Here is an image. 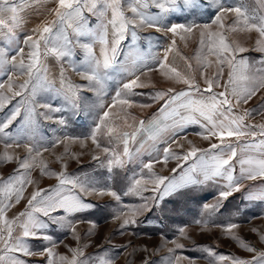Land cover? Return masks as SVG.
<instances>
[{
	"label": "snow or ice",
	"instance_id": "1",
	"mask_svg": "<svg viewBox=\"0 0 264 264\" xmlns=\"http://www.w3.org/2000/svg\"><path fill=\"white\" fill-rule=\"evenodd\" d=\"M255 3L256 7H250L247 0H55V7L48 13L50 18L21 41L18 32L23 27V12L31 0H0V143L4 149L0 163L17 165L12 175L0 177V264H29L25 257L34 255L46 256L47 264H97V260L99 264H112L111 257L86 256L87 244L70 248V256L54 251L55 242L48 233L50 227L67 229L79 242L75 223L69 217L96 207L85 198L107 195L120 205L121 195L111 186H99L92 177L68 174L66 163H62L60 172H55L48 169L43 159L38 160L49 150L42 143L44 137L38 135L40 118L64 127L68 124L66 117H53L49 114L52 112L70 110L74 116L81 112L95 115L88 137L65 134L63 139L53 140L52 147L66 140L83 142L90 138L102 153L94 154L92 159L106 169L109 179L116 169L125 168L127 163H139V171L129 178V186L123 194L137 196L144 203L129 209L131 217L123 208H117L115 218L125 217L122 229L136 224L135 216L152 212L165 197L186 188L208 183L218 185L217 203L204 205L211 215L219 211L222 201L241 192L246 187L245 181H264V123L246 122L255 115H264V100L258 108H241L264 91V56L250 61L243 55L250 49L238 39H229L240 34L251 39L254 32L256 38L251 50L264 53V0H255ZM213 6L216 10L210 22L195 19L191 23L173 22L172 17L177 13L196 17ZM229 16L232 17L230 24L225 22ZM146 29L160 35H141ZM197 35V68L191 74L178 71L171 65L169 53L173 52L177 39L186 43ZM164 39L170 41L169 46L163 49L162 56L154 54L153 43L159 44ZM141 41L146 42V48L140 47ZM77 50L82 54L78 61L74 60ZM49 58L61 65L59 89H54L46 79ZM185 60L192 69L191 61L187 57ZM65 64L86 83L74 84L64 76ZM213 64L215 71L208 75L206 69ZM197 70L204 87L196 78ZM153 71L185 87L182 90L169 87L152 94L153 103L162 102L160 107L148 121H137L125 109L137 104L132 97L143 93L136 90L148 87L141 77ZM116 75L122 82L112 95L111 103H106L108 82ZM14 76H26V79L18 83ZM85 90L92 92L96 99L82 106L80 93ZM52 91L57 96L62 95L67 109L38 99ZM139 106L151 107L150 104ZM15 125H19L21 131L13 135L10 129ZM189 125L199 126L201 131L196 135L209 142L207 147H199L186 136L181 137ZM102 137L107 138V146L101 143ZM181 138L188 144L186 150L184 144L179 143ZM158 139H163L166 145L162 154L159 150L155 154L145 153V141ZM21 145L27 150L24 158L9 153V149ZM134 145L138 146L132 147ZM173 145L183 151H174ZM144 154L150 157L147 162L142 159ZM72 158H76L74 154ZM170 159L177 161V167L171 169L173 175L163 176L154 171L155 163L166 165ZM188 161L191 163L185 169L182 162ZM37 166L41 175L54 176L57 184L49 188L36 187L27 198L24 211L9 216L8 212L25 199L27 186L38 184L31 178V170ZM146 192L153 195L145 196ZM244 199L264 201V191L258 194L249 191ZM214 226L222 228L254 255L245 259L218 254L204 247L210 264H264V251H258L234 234L238 224ZM179 231L185 235L183 227ZM259 239L264 243V233L259 234ZM34 240L45 243L36 249L30 243ZM173 243L174 247L168 249L169 257L165 258L167 264H182L184 260L194 264L189 257L176 254L184 245ZM144 264L151 262L146 258Z\"/></svg>",
	"mask_w": 264,
	"mask_h": 264
},
{
	"label": "rangeland",
	"instance_id": "2",
	"mask_svg": "<svg viewBox=\"0 0 264 264\" xmlns=\"http://www.w3.org/2000/svg\"><path fill=\"white\" fill-rule=\"evenodd\" d=\"M224 2V0H221ZM250 7H256L255 0H247ZM55 7V0H31L29 7H26L23 12V27L19 30L18 35L23 40L25 35L31 34L32 29L37 27L46 18H50L48 13L50 9ZM215 6L209 7L204 13L192 17L187 14L177 13L172 17L173 22L179 23H191L193 19L197 22H210V18L215 12ZM232 17L229 16L226 23L230 24ZM141 35L159 36V33H155L152 29H146ZM256 34L251 33V39H248L245 34L229 36V39H238L243 46L250 50L244 53L250 61H257L264 53L251 50L254 48V40ZM170 41L168 39L162 40L159 44L153 43L152 52L154 54L163 55V49L169 46ZM128 44V41H125ZM146 42L141 41L140 47L146 48ZM199 50L198 35L196 38L189 39L186 43L177 39V44L173 52L169 53V61L171 65L175 66L178 71L191 74L194 69L197 68L195 56ZM96 52L99 54V45L96 46ZM185 57L191 61L193 68L189 69ZM82 58V54L77 50V55L74 60L78 61ZM210 60H214V57H209ZM27 62V60H26ZM64 76L70 78L74 84L86 83L81 78L68 68L67 64L64 65ZM207 74L211 75L215 71V65L206 69ZM197 80L200 82L201 87H204L203 80L199 75V71H195ZM17 82H23L26 76L13 77ZM61 65L54 58H49L47 61V76L46 79L52 83L54 89H59L61 86ZM141 79L148 84V87L143 89H137V92L143 93V95H136L132 97L137 104L131 109H125L130 113L131 117H134L137 121H148L153 117V114L157 112L160 107V103H153L151 95L157 91H166L169 87H174L177 90H182L185 86L183 84L175 83L174 81L166 79L160 74L159 71H153L148 73L147 76H142ZM121 77L119 75L114 76L112 80L108 82V94L105 96V102L111 103V97L114 95L115 90L121 83ZM219 91V89H216ZM82 100L81 105L91 103L96 99L92 92L81 91ZM42 102L51 103L54 107L61 106L65 109L68 105L63 100L62 95L57 96L55 91L43 93L38 97ZM262 100H264V91H261L254 97L247 105H241V108H258ZM140 104H150L151 107H140ZM53 117L64 116L68 119L66 127L54 123L51 120H45L40 118V126L38 135L43 136V144L49 148L48 151L42 153L39 159H43L50 171L60 172L62 170V163L67 164V173L73 176H89L98 182L99 186H111L121 195V204L117 205V202L110 196H88L86 202L94 204L96 207L86 210L84 212L73 214L69 217L76 226V231L80 236V241L75 240L70 231L62 229L58 226H52L48 229V233L52 236L55 242L54 251L58 254L71 255L70 248H76L87 244L88 247L84 249L86 256L91 257H111L112 264H144V260L147 258L151 264H167L166 257H169V248L174 247L173 242L183 244V249H177V255H183L189 257L194 261V264H210L207 253L203 251L204 247L213 249L218 254H231L239 256L245 259H251L254 253L246 251L239 245L238 240L232 239L226 235L222 228L215 227V225H226L228 223H236L239 227L234 231V234L240 239L254 246L258 251H264V243H261L259 234L264 233V201L254 200L247 201L244 199L245 195L251 191L255 194L264 191V181L257 179L256 181H245V188L239 193H234L233 196L227 200L221 202L219 211L212 213L211 215L204 209L205 204H216L218 200V192L220 188L217 184L208 183L203 186L194 188H186L180 192L174 193L168 197H165L164 201L155 208L152 212H144L135 216L136 224L129 225L122 229L121 224L124 216L119 219L115 218L117 208H123L124 212L131 217L129 209L136 208L144 203L137 196L127 195L123 193L129 186V178L134 172L139 171V163H127L125 168L116 169L109 179V175L105 168H101L97 161L92 159L94 154L102 155L101 151L96 149L92 144L91 139H85L75 141H64L55 147L51 146V142L56 138L63 139L65 134L74 137H88L95 122L94 114H85L83 112L72 115L70 110H66L60 113H49ZM247 123H264V115H255L254 118H250ZM120 123V121H117ZM132 123V120H129ZM55 130V131H53ZM10 131L13 135L21 131L19 125L13 126ZM201 131L198 125H189L181 137L186 136L187 140L192 141L199 147H207L208 141L203 140L196 135ZM30 143V141L25 140ZM101 143L108 144L107 138L102 137ZM179 143L184 144V150L188 148V144L185 139L181 138ZM134 145L132 147H136ZM166 145L163 143V139L156 141H145V153L155 152L159 150L162 154V149ZM67 147V153L65 148ZM173 150L176 152H182V149L173 145ZM4 151L3 144L0 143V153ZM10 154L15 157L24 158L27 155V150L21 145L20 147L12 148L8 150ZM75 155V159L72 155ZM58 158H62L58 159ZM150 157L147 154L142 156L144 162H147ZM185 169L191 163L182 162ZM17 167L15 162L12 163H0V177L7 178L12 175L14 169ZM177 167V161L170 159L167 164L155 163L154 171L163 176L173 175L171 169ZM179 172V169L177 170ZM31 178L38 182V184L28 185L24 196L20 204L16 205L9 212V216H14L19 212L24 211L27 203V198L30 193L39 188H49L57 184V180L54 176L41 175L40 168L34 167L31 170ZM251 186V187H249ZM145 196H151L153 193L146 192ZM125 205L127 207H125ZM63 214V213H57ZM201 221V223H196ZM206 225V226H205ZM185 229V235L180 234V228ZM252 229H256L257 232H253ZM34 248H42L43 241L34 240L30 241ZM145 249H147L145 251ZM29 261V264H47V257L34 255L31 257H25ZM99 264V260H97ZM182 264H189V260H184Z\"/></svg>",
	"mask_w": 264,
	"mask_h": 264
},
{
	"label": "crops",
	"instance_id": "3",
	"mask_svg": "<svg viewBox=\"0 0 264 264\" xmlns=\"http://www.w3.org/2000/svg\"><path fill=\"white\" fill-rule=\"evenodd\" d=\"M59 82H61V79L59 78V80H58ZM239 170V166H237V171Z\"/></svg>",
	"mask_w": 264,
	"mask_h": 264
}]
</instances>
